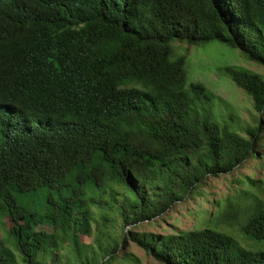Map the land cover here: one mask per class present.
<instances>
[{"label": "trees", "instance_id": "1", "mask_svg": "<svg viewBox=\"0 0 264 264\" xmlns=\"http://www.w3.org/2000/svg\"><path fill=\"white\" fill-rule=\"evenodd\" d=\"M174 41L264 68V0H0V217L12 223L0 264H114L127 241L161 264H264V187L250 177L214 225L124 232L264 160V76L220 67L258 116L218 121ZM38 191L43 210L18 204Z\"/></svg>", "mask_w": 264, "mask_h": 264}, {"label": "rangeland", "instance_id": "2", "mask_svg": "<svg viewBox=\"0 0 264 264\" xmlns=\"http://www.w3.org/2000/svg\"><path fill=\"white\" fill-rule=\"evenodd\" d=\"M174 54L185 58L186 82L201 83L212 92V110L216 119L221 121L218 114H235L242 126L256 124L257 113L252 107L251 99L228 78L221 75L218 69L225 65H237L254 73L264 76V68L248 62L242 58L237 50H232L217 42H210L201 46H190L185 42L174 41L171 43ZM244 137L246 135L241 133ZM264 151V144L261 149ZM246 177L261 180L264 187V160L261 158L248 159L240 167L233 169L229 174L218 177H207L204 182L188 194L183 200L172 205L161 217L146 221L140 225L126 227L124 232L151 233L167 235L179 231H192L214 225V214L225 210L228 203L238 202L243 191L250 190L246 184ZM45 196L38 191L32 199L18 198V204L25 209L43 210ZM243 201V200H242ZM241 202V201H240ZM243 204V202H242ZM211 215V219L210 216ZM12 223L8 218L0 217V238L7 237V231ZM46 229V228H44ZM50 231V229H46ZM120 236V230H117ZM235 236L240 239L238 234ZM93 238L81 236L82 242L90 243ZM8 247L15 252L12 245ZM127 257L131 261L121 260ZM114 264H161L146 254L136 244L127 241L119 252V258Z\"/></svg>", "mask_w": 264, "mask_h": 264}]
</instances>
